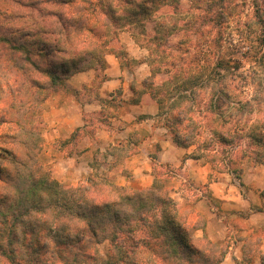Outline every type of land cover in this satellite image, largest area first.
Segmentation results:
<instances>
[{
    "label": "clouds",
    "instance_id": "9594fccd",
    "mask_svg": "<svg viewBox=\"0 0 264 264\" xmlns=\"http://www.w3.org/2000/svg\"><path fill=\"white\" fill-rule=\"evenodd\" d=\"M0 264H264V0H0Z\"/></svg>",
    "mask_w": 264,
    "mask_h": 264
}]
</instances>
